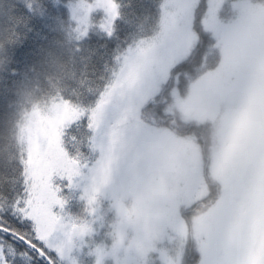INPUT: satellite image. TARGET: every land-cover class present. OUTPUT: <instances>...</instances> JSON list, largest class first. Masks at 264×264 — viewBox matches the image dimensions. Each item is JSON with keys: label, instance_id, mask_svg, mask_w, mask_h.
Returning <instances> with one entry per match:
<instances>
[{"label": "rangeland", "instance_id": "rangeland-1", "mask_svg": "<svg viewBox=\"0 0 264 264\" xmlns=\"http://www.w3.org/2000/svg\"><path fill=\"white\" fill-rule=\"evenodd\" d=\"M197 2L166 0L159 33L124 54L115 84L103 93L91 117L94 163L75 161L64 148L63 130L79 118L68 102L31 113L23 125L21 140L28 147L27 200L35 184L34 171L40 167L51 172L52 191L55 176L71 178L79 182L87 201L97 203L100 217L96 225L86 227L63 219L49 237L51 250L60 249L57 253L69 264H105L107 260L114 264H181L190 232L180 205L196 199L202 163L196 156L190 161L186 151L193 149L191 143L166 128L144 124L141 112L162 91L172 68L191 53L197 40L193 28ZM234 8L238 12L235 22L205 27L219 40V67L186 94L175 92L170 107L188 120L214 119L220 144L224 134L238 139L248 130L238 108H232L256 103L264 91V4L244 0L235 2ZM100 12L102 30L113 33L119 15L114 0H80L70 7L71 18L83 35ZM258 74L261 77L253 87L245 89ZM231 111L236 118L228 119ZM242 154L237 149L224 162L220 176L224 183H240ZM209 170L215 174L221 168L217 164ZM258 173L259 169L252 180ZM53 209L54 205L52 214ZM222 216L229 227L213 232L202 226L192 234L200 264H264V212L249 215L235 227L231 220L240 217L237 213ZM2 255L0 264H6Z\"/></svg>", "mask_w": 264, "mask_h": 264}, {"label": "trees", "instance_id": "trees-1", "mask_svg": "<svg viewBox=\"0 0 264 264\" xmlns=\"http://www.w3.org/2000/svg\"><path fill=\"white\" fill-rule=\"evenodd\" d=\"M78 1L0 0V226L6 232L11 229L30 239H34L35 224L17 211L26 207L27 201L28 147L21 140L26 119L35 111L68 102L79 112V118L63 130L64 148L69 158L94 163L93 112L103 93L115 84L127 50L143 45L159 33L166 0H114L119 15L113 33L102 30L100 12L92 18L86 35L70 15V7ZM239 1L244 0H198L193 17L197 40L191 53L172 68L162 91L141 112L144 124L166 128L191 143L193 149L186 151L190 161L194 162L196 156L202 163L196 199L189 205H180L190 232L181 264H200L192 234L202 226L216 232L229 227L223 213L240 216L231 220L235 227L236 222L249 215L264 212V91L259 92L256 103L232 108L233 111L238 108L237 114L248 130L241 132L238 139L224 134L221 144L214 119L188 120L170 110L175 94H186L219 67L222 60L219 40L205 27L235 22L238 12L234 3ZM252 1L264 4V0ZM259 76L248 82L245 89L252 88ZM233 111L228 119L236 118ZM237 149L243 153L239 159H244L238 186L237 182L224 183L220 177L224 162ZM217 164L221 171L212 174L209 169ZM258 169L256 179L252 180ZM78 184L71 178L55 176L53 191L63 206L54 204L53 214L60 222L68 219L86 227L94 226L100 217L95 208L97 203L87 201ZM205 213L208 215L199 222ZM213 217L221 226L213 223ZM8 235L0 232V253L6 264H41L34 250L23 247L13 236L7 239ZM51 251L56 253L55 264H69L57 251ZM175 252L176 247L172 255ZM105 264L114 263L107 260Z\"/></svg>", "mask_w": 264, "mask_h": 264}, {"label": "snow or ice", "instance_id": "snow-or-ice-1", "mask_svg": "<svg viewBox=\"0 0 264 264\" xmlns=\"http://www.w3.org/2000/svg\"><path fill=\"white\" fill-rule=\"evenodd\" d=\"M50 175V171L40 167L36 168L34 171L35 184L31 189V197L26 201V207L17 209L26 219L35 222L34 239L21 236L18 233H13L11 229H7L9 233L7 239L16 235L18 240L23 241V247L35 251L36 255L40 257L41 264H55L56 253L50 250L52 245L48 241L60 221L59 217L52 214V206L54 204L63 206V202L57 200L55 192L51 189ZM4 231L5 229L0 226V232Z\"/></svg>", "mask_w": 264, "mask_h": 264}, {"label": "water", "instance_id": "water-1", "mask_svg": "<svg viewBox=\"0 0 264 264\" xmlns=\"http://www.w3.org/2000/svg\"><path fill=\"white\" fill-rule=\"evenodd\" d=\"M3 233H8V232H6V231H4ZM15 239H17L18 240V238H17V236L16 235H12ZM19 241H21L22 243H23V241L22 240H19Z\"/></svg>", "mask_w": 264, "mask_h": 264}]
</instances>
